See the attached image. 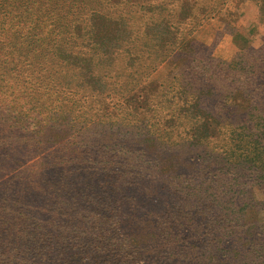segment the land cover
Listing matches in <instances>:
<instances>
[{"label":"rangeland","instance_id":"374dc122","mask_svg":"<svg viewBox=\"0 0 264 264\" xmlns=\"http://www.w3.org/2000/svg\"><path fill=\"white\" fill-rule=\"evenodd\" d=\"M159 1L67 0L59 5L64 0H54L48 11L68 15L71 21L80 20V11L86 22L92 21L90 14L118 19H93L84 28L86 35L91 31L85 47L89 58H80L78 65L64 67L47 61L35 53V41L24 42L32 48L24 47L26 54L32 51L25 60L36 64L22 72L19 85L27 89L24 97L29 107L39 101V109L50 110L60 123L42 135L46 145L39 149L15 144L17 136L5 134L16 151L13 164L0 165V264H114L128 258L104 248L101 238L111 234L109 223L118 225L142 213L144 209L135 205L148 202V209L154 207L139 197L144 192L137 182L130 185L137 170H151L143 163L144 149L132 141L138 95L159 99V84L167 87L181 74L188 76L197 65L191 63L194 57L230 61L249 46L264 45V0H216L215 16L193 33L203 47L191 58H172L175 45L171 43L195 28L197 19L180 23L174 16L172 24L164 25L162 18L178 10L203 14L202 5L210 0H176L166 4V9L164 4L158 6ZM25 7V3H13L7 10L18 13ZM18 41L14 38L13 45ZM59 41L65 46L80 44L83 49L81 40ZM165 41L167 46L161 47ZM56 61L61 63V59ZM81 82L87 88H81ZM235 96L238 105L246 108L249 102L244 94L237 90ZM210 104L218 106L219 102L210 100ZM114 116L120 122L119 133L105 131ZM131 188L138 194L136 200ZM251 195L252 205L243 210L244 219L264 221V184L252 188ZM138 260L172 264L154 251Z\"/></svg>","mask_w":264,"mask_h":264},{"label":"trees","instance_id":"16d2710c","mask_svg":"<svg viewBox=\"0 0 264 264\" xmlns=\"http://www.w3.org/2000/svg\"><path fill=\"white\" fill-rule=\"evenodd\" d=\"M53 1L0 0V165L13 164L15 158L14 143L6 133L17 136L15 144L39 149L46 145L42 135L60 123L50 110L39 109V101L28 106L27 89L19 84L22 72L36 64L25 60L32 51L24 52V47L31 48L24 42L35 41V53L47 61L64 67L78 65L80 58H89L85 47L91 31L86 35L84 28L93 19L118 20L90 14L92 21L86 22L80 11V20L71 21L68 15L48 11ZM173 1L160 0L158 6L164 4L166 9ZM13 3H25V10L8 11ZM215 3L203 4L200 15L178 10L162 18L164 25L172 24L174 16L180 23L197 19L195 28L184 37L181 30V39L171 43L175 45L172 58H191L203 47L193 33L215 16ZM14 38L20 39L18 44L13 45ZM60 39L81 40L83 49L80 44L65 46ZM160 45L167 46L166 41ZM191 63L197 65L188 76L181 74L167 87L159 84L162 91L156 101L138 95L132 141L144 149L141 157L151 170H137L130 185L137 182L144 192L139 197L154 207L148 209V202L137 204V209H144L142 213L118 225L108 224L111 234L101 238L106 242L104 248L128 257L114 264H141L138 258L147 251L163 255L172 264H264V221L246 222L243 214L252 205V188L264 184V45L249 46L230 61L209 56L194 57ZM80 67L83 70L82 61ZM237 90L248 99L246 108L238 105ZM210 100L219 105H207ZM117 118L113 117L105 131L120 132ZM131 189L136 200L138 194Z\"/></svg>","mask_w":264,"mask_h":264}]
</instances>
